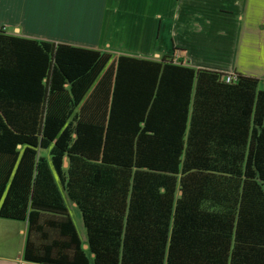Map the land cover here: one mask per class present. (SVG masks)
Here are the masks:
<instances>
[{"label":"trees","instance_id":"obj_1","mask_svg":"<svg viewBox=\"0 0 264 264\" xmlns=\"http://www.w3.org/2000/svg\"><path fill=\"white\" fill-rule=\"evenodd\" d=\"M227 75L0 28V218L27 223L24 260L264 264V89Z\"/></svg>","mask_w":264,"mask_h":264},{"label":"crops","instance_id":"obj_2","mask_svg":"<svg viewBox=\"0 0 264 264\" xmlns=\"http://www.w3.org/2000/svg\"><path fill=\"white\" fill-rule=\"evenodd\" d=\"M0 28L139 59L172 56L256 77L264 89V0H0ZM26 228L0 218V264H37L23 258Z\"/></svg>","mask_w":264,"mask_h":264},{"label":"rangeland","instance_id":"obj_3","mask_svg":"<svg viewBox=\"0 0 264 264\" xmlns=\"http://www.w3.org/2000/svg\"><path fill=\"white\" fill-rule=\"evenodd\" d=\"M260 88H262V86L260 85ZM66 204L69 208V213L71 215V218L76 226V229L78 231V233L80 234L82 241L85 242V230L82 224V220H81V213L79 211V209L75 206H73L71 202H69L66 198H65ZM87 254L90 258V262L91 264H93L92 261V255L87 251Z\"/></svg>","mask_w":264,"mask_h":264},{"label":"built area","instance_id":"obj_4","mask_svg":"<svg viewBox=\"0 0 264 264\" xmlns=\"http://www.w3.org/2000/svg\"><path fill=\"white\" fill-rule=\"evenodd\" d=\"M232 78H233L232 73H228V75L225 77V81L230 82Z\"/></svg>","mask_w":264,"mask_h":264},{"label":"water","instance_id":"obj_5","mask_svg":"<svg viewBox=\"0 0 264 264\" xmlns=\"http://www.w3.org/2000/svg\"><path fill=\"white\" fill-rule=\"evenodd\" d=\"M68 165V162H67V160H65L64 161V166H67ZM75 206H76V204L75 203H73ZM83 248L84 249H87L88 248V245L85 243L84 245H83ZM92 255V254H91Z\"/></svg>","mask_w":264,"mask_h":264}]
</instances>
